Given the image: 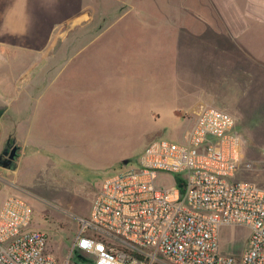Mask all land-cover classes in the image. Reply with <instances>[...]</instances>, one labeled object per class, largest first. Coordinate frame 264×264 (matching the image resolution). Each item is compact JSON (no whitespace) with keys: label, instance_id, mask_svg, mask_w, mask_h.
Masks as SVG:
<instances>
[{"label":"rangeland","instance_id":"1","mask_svg":"<svg viewBox=\"0 0 264 264\" xmlns=\"http://www.w3.org/2000/svg\"><path fill=\"white\" fill-rule=\"evenodd\" d=\"M91 3L99 13L92 19L91 32L89 26L61 28L48 38L97 41L86 49L87 53L91 51L85 57L92 60L91 66L84 56L70 59L62 66L56 84L43 93L39 87L40 74L46 66L41 61L43 53L49 51L54 57H63L79 49L73 45L67 49H15L17 64L8 63L6 58L15 50L0 49V109L27 103L38 109L28 146L26 130L7 126L10 110L5 115L7 122L0 127L1 140L10 135L23 146L12 170L0 167V204L8 192L29 202L32 228L46 234V250L59 264H90L83 261L84 253L71 254L70 248L77 236L78 219H88L103 179L134 167L153 140L183 141L204 105L234 115L236 129L246 140L244 160L252 166L236 174L235 179L264 186V112H255L252 97H234L233 89H218L208 75L191 80L188 74L186 13L187 9L201 10V1ZM174 25L182 26L181 31H173ZM58 66L52 65L51 71ZM31 74L32 83L39 85L35 91L24 86ZM74 75L81 77L77 85ZM13 84L23 89L10 93ZM31 92L32 98L28 95ZM247 237L246 227H221V253L239 255Z\"/></svg>","mask_w":264,"mask_h":264},{"label":"built area","instance_id":"2","mask_svg":"<svg viewBox=\"0 0 264 264\" xmlns=\"http://www.w3.org/2000/svg\"><path fill=\"white\" fill-rule=\"evenodd\" d=\"M245 141L234 115L202 106L183 141L153 140L134 167L103 179L71 254L90 264H264V186L235 179L252 166ZM32 214L21 196L2 201L0 264H59ZM224 226L248 229L237 256L220 251Z\"/></svg>","mask_w":264,"mask_h":264},{"label":"crops","instance_id":"3","mask_svg":"<svg viewBox=\"0 0 264 264\" xmlns=\"http://www.w3.org/2000/svg\"><path fill=\"white\" fill-rule=\"evenodd\" d=\"M92 1L96 3L97 0H0V49L51 50L67 49L71 45L79 49L63 57H54L49 51L44 52L41 61L42 65L46 66L40 74L41 86L36 82L32 83L34 75L31 74L25 87H31V90L35 91L39 86L42 93L50 89L57 81L62 66L75 57L84 56V61L91 66L92 60L85 58L91 51L87 53L86 49L96 45L97 41L67 42L48 38L53 32H60L61 28L84 29L89 26L91 32L92 19L99 16L96 8L92 7ZM196 1H201V10L187 9L185 24L188 45L187 71L191 80L200 75L205 79V75H208V80L215 82L218 89H233L234 97L248 95L253 98L252 104L257 107L255 112H264V0ZM83 18H87L86 21L83 22ZM79 21L81 24H76ZM173 27L176 33L182 28L179 25ZM97 31L95 26V35ZM9 53L11 56L6 57L9 59L8 63L17 64V50ZM54 64L59 65L58 69L51 71ZM9 76L12 77V74ZM80 79L74 75V85H77ZM219 82L225 84L218 85ZM22 89L13 84L9 92H19ZM28 95L32 98L34 92ZM1 110L0 127L7 122L5 115L10 110L11 118L7 126L11 129L26 130L28 146V139L32 138L31 124L38 109L27 103L24 106ZM6 138L0 139V150ZM15 141L22 152L23 146L17 139ZM245 146L241 153L242 160L245 159ZM22 155L21 153V157ZM8 193L7 196L17 195L14 192Z\"/></svg>","mask_w":264,"mask_h":264},{"label":"water","instance_id":"4","mask_svg":"<svg viewBox=\"0 0 264 264\" xmlns=\"http://www.w3.org/2000/svg\"><path fill=\"white\" fill-rule=\"evenodd\" d=\"M2 114V110L0 109V116ZM20 147L19 146H14L8 157L3 159L1 158V155H0V167L2 168H5V169H9V170H12L14 167H13V164L15 163L16 159L19 157V153L17 152V149H19ZM6 152L3 151V154H5Z\"/></svg>","mask_w":264,"mask_h":264},{"label":"flooded vegetation","instance_id":"5","mask_svg":"<svg viewBox=\"0 0 264 264\" xmlns=\"http://www.w3.org/2000/svg\"><path fill=\"white\" fill-rule=\"evenodd\" d=\"M14 146H19V145L16 143V141H15L14 138H12L11 136H7V138H6V139L4 140V142H3L2 147H1V150H0L1 158H3V159L7 158L8 155H9V153H10V151H11V149H12ZM19 150H20V148L17 149V152H18V153H19ZM3 151H5L6 153L3 154ZM17 159H18V158H17ZM17 159H16V161H17ZM16 161H15V163L13 164V167H15V165H16Z\"/></svg>","mask_w":264,"mask_h":264},{"label":"trees","instance_id":"6","mask_svg":"<svg viewBox=\"0 0 264 264\" xmlns=\"http://www.w3.org/2000/svg\"><path fill=\"white\" fill-rule=\"evenodd\" d=\"M77 253V254H76ZM75 254L77 255V256H79V254H78V252H76Z\"/></svg>","mask_w":264,"mask_h":264}]
</instances>
